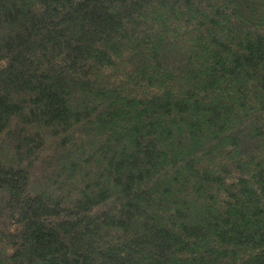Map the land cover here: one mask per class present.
Masks as SVG:
<instances>
[{"label":"trees","instance_id":"16d2710c","mask_svg":"<svg viewBox=\"0 0 264 264\" xmlns=\"http://www.w3.org/2000/svg\"><path fill=\"white\" fill-rule=\"evenodd\" d=\"M0 264H264V0H0Z\"/></svg>","mask_w":264,"mask_h":264}]
</instances>
